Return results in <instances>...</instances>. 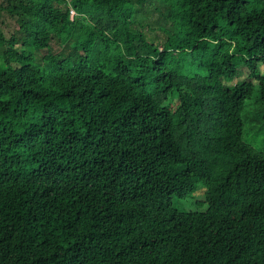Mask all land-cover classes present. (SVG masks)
<instances>
[{
    "label": "trees",
    "instance_id": "trees-1",
    "mask_svg": "<svg viewBox=\"0 0 264 264\" xmlns=\"http://www.w3.org/2000/svg\"><path fill=\"white\" fill-rule=\"evenodd\" d=\"M0 6V264H264V0Z\"/></svg>",
    "mask_w": 264,
    "mask_h": 264
},
{
    "label": "rangeland",
    "instance_id": "rangeland-1",
    "mask_svg": "<svg viewBox=\"0 0 264 264\" xmlns=\"http://www.w3.org/2000/svg\"><path fill=\"white\" fill-rule=\"evenodd\" d=\"M8 0H0V4L6 6ZM145 7L148 10V16L150 19L154 20L156 18L162 19L161 14L156 10L155 6H150L147 2ZM73 15V14H72ZM20 18L18 15L10 14L6 8L0 6V28L7 38L11 35H18L17 24ZM147 30V34L152 37V39L160 43L165 38V34L160 30ZM63 45L58 43L55 39L51 41L50 48L41 49L42 52L50 51L51 53H58L62 50ZM260 70H264V65L260 64ZM243 75L240 77L242 79ZM258 86H256L253 95L246 99L245 106L242 111L243 117V135L246 142L251 144L253 147L260 151H264V102L260 101L257 97ZM178 103L176 95H172V100L170 103L171 108H174ZM204 194V187H200L190 196L182 199L175 198L174 206L180 210H198L203 211L206 209L207 205H201L198 202L202 200Z\"/></svg>",
    "mask_w": 264,
    "mask_h": 264
},
{
    "label": "built area",
    "instance_id": "built-area-1",
    "mask_svg": "<svg viewBox=\"0 0 264 264\" xmlns=\"http://www.w3.org/2000/svg\"><path fill=\"white\" fill-rule=\"evenodd\" d=\"M72 14H74V11L73 10H71V16H72Z\"/></svg>",
    "mask_w": 264,
    "mask_h": 264
}]
</instances>
